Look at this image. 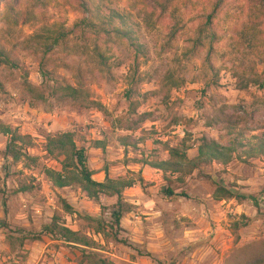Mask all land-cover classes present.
I'll return each instance as SVG.
<instances>
[{
	"label": "rangeland",
	"instance_id": "374dc122",
	"mask_svg": "<svg viewBox=\"0 0 264 264\" xmlns=\"http://www.w3.org/2000/svg\"><path fill=\"white\" fill-rule=\"evenodd\" d=\"M25 2L2 0L0 8V48L8 58L0 65V123L32 137L28 153L37 161L29 167L26 161L13 163L5 157L7 137L0 133V223H5L0 226V264H93L92 257L114 264H249L264 258V157L203 165L183 181L142 163L167 159L165 145L175 146L182 138H187L188 156L193 157L203 137L222 144L264 137V22L252 28L248 0H225L214 19L218 38L211 53L199 49L188 56L183 55L191 46L187 37L193 35L207 0H168L164 8L153 0H120L122 8L136 15L145 52L137 61L145 80L133 85L126 79L133 62L126 46L119 47L112 66L102 73L74 35L47 52L27 43L35 26L64 17L68 26L77 15L65 0H50L34 20L24 23ZM173 24L179 26L174 38L169 35ZM168 71L184 78V85L168 97L165 91L152 93ZM24 76L45 91L79 78L107 113L51 97L33 102L21 88ZM129 88L149 92L145 99L134 97L139 100L135 114L128 113L124 96ZM115 118L120 121L112 124ZM126 125L132 130H124ZM63 131L74 132L95 180L104 179V168L112 178L133 171L144 179L123 192L128 204L124 210H129L122 214L117 238L126 243L94 234L85 219L112 221L115 197L100 196L95 202L76 186L54 187L44 174V168H58L44 150L45 137ZM121 136L129 137V146L120 144ZM96 140L104 147L95 148ZM218 179L256 195L259 209L235 199L214 200ZM24 185L31 189L19 192ZM167 188L174 195L166 194ZM60 200L75 211L62 213L65 224L92 238L97 255L48 236L32 239L56 210L61 212ZM242 214L250 222L238 231L236 241L230 223Z\"/></svg>",
	"mask_w": 264,
	"mask_h": 264
},
{
	"label": "trees",
	"instance_id": "16d2710c",
	"mask_svg": "<svg viewBox=\"0 0 264 264\" xmlns=\"http://www.w3.org/2000/svg\"><path fill=\"white\" fill-rule=\"evenodd\" d=\"M50 0H26L24 8V23H30L36 18V11L45 9ZM159 7H165L168 0H153ZM65 5L71 12L77 15L76 20L67 26V18L64 17L60 22H43L35 26L32 33L25 38L27 43L36 48H42L44 51H50L56 46L64 45L69 37L76 36L81 49L88 54L97 66L98 71L104 73L112 66L111 61L119 52L120 46H126L132 52V63L128 66L126 79L130 84H138L145 80L144 75L139 72V57L145 55L144 46L141 42L142 33L136 22V15L129 12L126 8L120 6V0H65ZM225 0H207L204 11L199 22L194 29L193 35L187 37L190 42V50L184 51L183 55L188 56L204 49L206 55H209L213 49V44L217 40V32L214 27V19L218 11L224 5ZM2 0H0V8ZM248 15L252 22V28L257 23L264 22V0H248ZM179 26L173 24L169 35L174 38ZM8 58L5 52L0 48V65L7 63ZM79 77V76H78ZM257 82V80H254ZM184 78H179L171 71L165 73L160 81V88L152 93H161L165 91L166 97L171 90L183 86ZM247 87V84L242 88ZM23 92L33 102H46L48 97L59 102H70L83 108L98 110L107 113L104 105L93 99L88 88L76 78L74 84H57L49 86L45 91L41 87L34 86L27 81L24 76L21 84ZM149 92L141 93L135 89L129 88L124 93L128 101V113L135 114L139 105V100L145 99ZM120 119L115 118V122ZM124 130H132L128 125L122 127ZM0 133L7 137V143L4 148V156L8 157L13 163L26 161V166L36 164L37 158L28 153V148L33 146V139L30 135L21 134L16 129L0 123ZM129 137L121 136L120 144L127 147ZM187 138L171 146L166 144L165 151L167 159H156L154 161L144 160L143 164L160 170L164 174H177L178 180L183 181V177L190 175L203 165L216 163L221 166L228 165L234 158L242 162L251 158L264 157V137H255L253 140L245 142L232 139L226 144L217 142L214 139L203 137L196 146V154L193 157L188 156L189 147L186 144ZM137 142L132 146L135 148ZM95 148H103L104 143L100 140L94 141ZM45 152L55 161L58 168H44L43 172L52 185L56 188H65L76 186L83 195L92 201L99 202L100 196L115 197L113 211L110 213L112 221H106L101 218L85 216V219L91 222L90 226L94 234L101 235L104 239L112 238L118 243H126L125 240L117 238L120 231V222L122 214L129 210H124L128 204L123 202V192L136 184L141 185L144 182L140 172L128 171L126 175L117 178L109 176L107 168H104V179L102 181L93 178L94 172L88 167L87 156L83 147H78L73 131H63L45 137ZM216 187L212 192V198L217 201L235 199L238 203L247 202L254 208L259 209V198L254 194H244L237 190L236 185L225 186L221 179L215 181ZM29 186H21L19 192L30 190ZM168 195H174L171 189L165 191ZM185 196V194H177ZM61 201V212L56 210L52 215L50 222L42 225L40 231L32 236L34 240H40L43 236L51 237L80 249H88L89 255H97L95 250L99 249L96 242L89 238L80 230L72 229L65 224L62 213L72 215L75 213L73 207ZM103 209L102 205L100 206ZM250 218L240 215L238 220H233L230 227L238 239V231L246 227ZM5 223H0V226ZM27 239L22 236L21 240ZM88 256V255H87ZM93 264H114L105 258L92 257ZM249 264H264V258L256 259Z\"/></svg>",
	"mask_w": 264,
	"mask_h": 264
},
{
	"label": "crops",
	"instance_id": "0c3cea01",
	"mask_svg": "<svg viewBox=\"0 0 264 264\" xmlns=\"http://www.w3.org/2000/svg\"><path fill=\"white\" fill-rule=\"evenodd\" d=\"M155 170H157V169H155ZM71 206H72V204L71 203H69Z\"/></svg>",
	"mask_w": 264,
	"mask_h": 264
}]
</instances>
